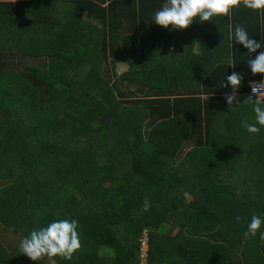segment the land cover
I'll use <instances>...</instances> for the list:
<instances>
[{"label":"trees","instance_id":"1","mask_svg":"<svg viewBox=\"0 0 264 264\" xmlns=\"http://www.w3.org/2000/svg\"><path fill=\"white\" fill-rule=\"evenodd\" d=\"M164 2L0 0V264H34L20 242L63 218L82 249L37 264H138L143 231L145 264H264L259 233L243 235L264 218V128L241 126L255 123L242 97L264 80L247 63L258 53L227 18L161 28ZM231 23L264 43V15L240 7ZM19 55L40 64L13 70Z\"/></svg>","mask_w":264,"mask_h":264},{"label":"clouds","instance_id":"2","mask_svg":"<svg viewBox=\"0 0 264 264\" xmlns=\"http://www.w3.org/2000/svg\"><path fill=\"white\" fill-rule=\"evenodd\" d=\"M240 7L264 15V0H165L162 7L154 13L152 22L166 30L183 31L196 20L204 23L227 18L229 38L247 49L249 56L258 53L255 58L247 61L252 75H264V43L249 37L243 26L236 25L233 28L231 23L233 12ZM226 80L227 83L222 86L230 87L231 92L225 96V100L229 109L233 110V104H238L242 75L233 72L226 77ZM249 87L251 94L246 97L247 92L244 99L246 104L250 103L253 106L255 123L244 120L241 122V126L248 133L257 134L261 128H264V80L252 81L249 83ZM203 99L208 101L209 97L204 96ZM149 210L150 205L148 199L145 198L142 211ZM240 219L237 217V221ZM262 226H264V218L253 214L247 225V230L243 233L244 238L256 237L259 233V238L264 241ZM78 229L79 224L75 219L55 220L45 227L33 230L28 237L20 242V250L34 264L44 258L53 259L56 257L71 261L83 247Z\"/></svg>","mask_w":264,"mask_h":264},{"label":"rangeland","instance_id":"3","mask_svg":"<svg viewBox=\"0 0 264 264\" xmlns=\"http://www.w3.org/2000/svg\"><path fill=\"white\" fill-rule=\"evenodd\" d=\"M8 59L10 60H7V57L5 58V60H7L8 62L6 63H11L12 65L10 66L11 69L13 70H17V71H24L25 68H29V67H37V65H39L40 63L37 62L36 60L34 59H30V58H27V57H23V56H20L19 55V58H16L15 61H12L11 60V57H8ZM11 61V62H10ZM126 65L124 64H117L116 66V73L117 75L121 74L123 71L126 70ZM115 79L113 78L111 81H114ZM79 221V220H78ZM90 220H87V219H82L80 218V225H81V230H82V233L84 235H90L91 231H88L87 229L92 227L91 223L89 222ZM166 230L164 229V227H161L160 229V232H165ZM5 237V236H4ZM140 237V236H139ZM5 239H7L5 237ZM113 248V246H111L110 244L107 245V244H104L102 246H100L99 250H98V253L99 254H102V253H105L107 252L108 250H111Z\"/></svg>","mask_w":264,"mask_h":264},{"label":"built area","instance_id":"4","mask_svg":"<svg viewBox=\"0 0 264 264\" xmlns=\"http://www.w3.org/2000/svg\"><path fill=\"white\" fill-rule=\"evenodd\" d=\"M255 82H260V81H255ZM251 94V88L249 87V91L246 94V97H248ZM138 264H145L146 262V249H147V235H146V231H143L140 235V237L138 238Z\"/></svg>","mask_w":264,"mask_h":264},{"label":"crops","instance_id":"5","mask_svg":"<svg viewBox=\"0 0 264 264\" xmlns=\"http://www.w3.org/2000/svg\"><path fill=\"white\" fill-rule=\"evenodd\" d=\"M240 99H241V97L238 96V100H240ZM242 102H243V103L246 102L245 99H244V97H242Z\"/></svg>","mask_w":264,"mask_h":264}]
</instances>
